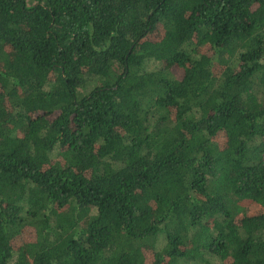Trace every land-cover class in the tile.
Instances as JSON below:
<instances>
[{"label":"trees","instance_id":"obj_1","mask_svg":"<svg viewBox=\"0 0 264 264\" xmlns=\"http://www.w3.org/2000/svg\"><path fill=\"white\" fill-rule=\"evenodd\" d=\"M0 264H264V0H0Z\"/></svg>","mask_w":264,"mask_h":264},{"label":"rangeland","instance_id":"obj_2","mask_svg":"<svg viewBox=\"0 0 264 264\" xmlns=\"http://www.w3.org/2000/svg\"><path fill=\"white\" fill-rule=\"evenodd\" d=\"M157 36H158V33H156V32H151V33L149 34V38H151V39H156ZM153 65H154V64L152 63V61H149V62L146 63L145 67H146L147 69H151V68L153 67ZM90 86H91V83H86L84 87H81V88L79 89V92H81V93L86 92V90L89 89ZM251 209H252V211H256V209H255L254 206H251ZM25 238H26V234L21 235V236L19 237V241H18V243H23V241L25 240ZM18 243H16V245H17Z\"/></svg>","mask_w":264,"mask_h":264}]
</instances>
